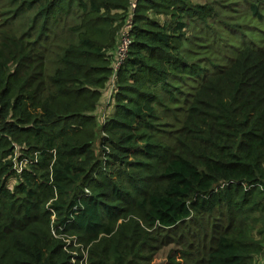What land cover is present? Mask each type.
Returning <instances> with one entry per match:
<instances>
[{
  "label": "trees",
  "instance_id": "1",
  "mask_svg": "<svg viewBox=\"0 0 264 264\" xmlns=\"http://www.w3.org/2000/svg\"><path fill=\"white\" fill-rule=\"evenodd\" d=\"M228 1L0 0V264H255L264 0Z\"/></svg>",
  "mask_w": 264,
  "mask_h": 264
},
{
  "label": "rangeland",
  "instance_id": "2",
  "mask_svg": "<svg viewBox=\"0 0 264 264\" xmlns=\"http://www.w3.org/2000/svg\"><path fill=\"white\" fill-rule=\"evenodd\" d=\"M205 1L206 0H193V2L195 3L197 2L205 3ZM210 1H213L217 6H219L220 2H222L225 6L229 4L228 0H210ZM222 16L221 18H223ZM254 26L257 27L256 30H254L253 32H250ZM243 31L254 46L259 47L261 45H264V21L261 22L260 24H257L254 21H249L248 17L246 16L245 27L243 28ZM240 33L241 32L239 31V34ZM12 182H14L13 179H12ZM262 229H264V224L261 222L255 226L256 234L258 235L259 239L264 242V232L262 234H259V231ZM255 264H264V250L261 255L255 258Z\"/></svg>",
  "mask_w": 264,
  "mask_h": 264
},
{
  "label": "built area",
  "instance_id": "3",
  "mask_svg": "<svg viewBox=\"0 0 264 264\" xmlns=\"http://www.w3.org/2000/svg\"><path fill=\"white\" fill-rule=\"evenodd\" d=\"M133 4H135L134 2H133ZM135 6V5H134ZM130 45V39L128 38V33H126V35L123 37V42H122V46L120 47V49L118 50V58H117V60H116V64H115V68H118V67H120L121 66V63L123 62V60H124V57H125V55H126V51H127V48H128V46ZM17 155H18V152H17V150L15 151V156H16V158H15V160H16V163H17V167L19 166V165H22V162H18V159H17Z\"/></svg>",
  "mask_w": 264,
  "mask_h": 264
}]
</instances>
